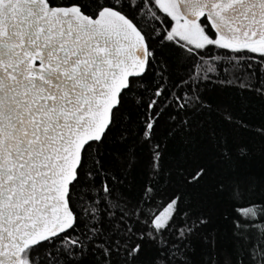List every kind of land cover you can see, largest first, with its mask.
Returning <instances> with one entry per match:
<instances>
[{"label":"snow or ice","instance_id":"obj_1","mask_svg":"<svg viewBox=\"0 0 264 264\" xmlns=\"http://www.w3.org/2000/svg\"><path fill=\"white\" fill-rule=\"evenodd\" d=\"M0 264H264V0H0Z\"/></svg>","mask_w":264,"mask_h":264},{"label":"trees","instance_id":"obj_2","mask_svg":"<svg viewBox=\"0 0 264 264\" xmlns=\"http://www.w3.org/2000/svg\"><path fill=\"white\" fill-rule=\"evenodd\" d=\"M229 99L235 105H241V103H244V104L247 103V101L243 99V96L237 93H231L229 96ZM257 148H259V146H257ZM256 166L259 167V161H256Z\"/></svg>","mask_w":264,"mask_h":264}]
</instances>
